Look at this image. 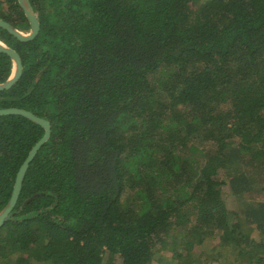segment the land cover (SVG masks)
I'll use <instances>...</instances> for the list:
<instances>
[{"label":"trees","instance_id":"obj_1","mask_svg":"<svg viewBox=\"0 0 264 264\" xmlns=\"http://www.w3.org/2000/svg\"><path fill=\"white\" fill-rule=\"evenodd\" d=\"M30 1L34 39L0 27L23 61L0 109L52 134L0 264H264V0ZM0 18L31 28L18 0ZM44 133L0 116V210Z\"/></svg>","mask_w":264,"mask_h":264},{"label":"water","instance_id":"obj_2","mask_svg":"<svg viewBox=\"0 0 264 264\" xmlns=\"http://www.w3.org/2000/svg\"><path fill=\"white\" fill-rule=\"evenodd\" d=\"M18 1L31 24L30 31L24 32L2 18H0V27L6 29L10 34L14 35L21 41H29L34 39L38 35L40 31V20L30 0ZM0 51L7 53L13 60V70L10 77L6 81L0 83V90H4L11 88L13 84H15L21 78L23 74V61L19 52L16 49L10 47L5 41L1 39ZM5 114L23 115L33 122L42 125L45 128V133L41 137V139H39V141L32 147L17 173L11 198L6 206L0 210V227H2L12 217V210L19 199L23 187L24 178L30 167V164L36 157L38 151L49 140L52 134L51 122L48 119L36 115L30 110L19 107L1 108L0 116Z\"/></svg>","mask_w":264,"mask_h":264},{"label":"rangeland","instance_id":"obj_3","mask_svg":"<svg viewBox=\"0 0 264 264\" xmlns=\"http://www.w3.org/2000/svg\"><path fill=\"white\" fill-rule=\"evenodd\" d=\"M263 180L264 179H262L260 181L262 182ZM215 243H218V242H216L215 239H212V241L211 240L208 241V243H206L205 246H202V249H204V251L201 255H204L203 259H205V261H200V263H205L206 261H207V263H209L210 261L215 260L214 257L210 256V252H212L211 254H216L215 250H212ZM216 249H218V247ZM220 251H222V250L218 249V252H220ZM221 256H222L221 258L224 259L225 255H221ZM216 261L218 262L219 260L216 259Z\"/></svg>","mask_w":264,"mask_h":264},{"label":"clouds","instance_id":"obj_4","mask_svg":"<svg viewBox=\"0 0 264 264\" xmlns=\"http://www.w3.org/2000/svg\"><path fill=\"white\" fill-rule=\"evenodd\" d=\"M22 31H24V32H29V31H30V29H29L28 31H25V30H22Z\"/></svg>","mask_w":264,"mask_h":264}]
</instances>
